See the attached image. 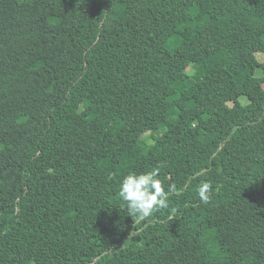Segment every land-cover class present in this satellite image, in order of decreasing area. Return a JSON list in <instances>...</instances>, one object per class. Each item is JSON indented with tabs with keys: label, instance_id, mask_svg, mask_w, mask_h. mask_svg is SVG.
<instances>
[{
	"label": "trees",
	"instance_id": "obj_1",
	"mask_svg": "<svg viewBox=\"0 0 264 264\" xmlns=\"http://www.w3.org/2000/svg\"><path fill=\"white\" fill-rule=\"evenodd\" d=\"M261 55L264 0H0V264H264Z\"/></svg>",
	"mask_w": 264,
	"mask_h": 264
},
{
	"label": "clouds",
	"instance_id": "obj_2",
	"mask_svg": "<svg viewBox=\"0 0 264 264\" xmlns=\"http://www.w3.org/2000/svg\"><path fill=\"white\" fill-rule=\"evenodd\" d=\"M160 168L156 167L147 172L137 173L130 171L119 185V197L129 216L138 220H146L153 213L170 208L169 195L172 192L179 194L175 185L165 186L159 178ZM214 189L210 182H201L197 187L200 201L207 205L211 202ZM172 214L176 208H170Z\"/></svg>",
	"mask_w": 264,
	"mask_h": 264
},
{
	"label": "rangeland",
	"instance_id": "obj_3",
	"mask_svg": "<svg viewBox=\"0 0 264 264\" xmlns=\"http://www.w3.org/2000/svg\"><path fill=\"white\" fill-rule=\"evenodd\" d=\"M79 41H80L79 35H78V34L73 35V36L69 37V38L66 40L65 47H66V48H69V49L74 48V47L79 43ZM260 57H261V59L264 58L263 55H261ZM262 57H263V58H262ZM259 59H260V58H259ZM241 101H242L243 103H245V104H247V103L249 102V101L247 100L246 97H242V98H241ZM221 129H222L221 126H217V127H216V130H217V131H221Z\"/></svg>",
	"mask_w": 264,
	"mask_h": 264
}]
</instances>
